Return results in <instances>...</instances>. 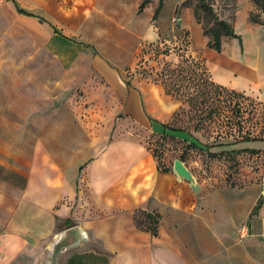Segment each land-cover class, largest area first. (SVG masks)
<instances>
[{"label": "crops", "instance_id": "0c3cea01", "mask_svg": "<svg viewBox=\"0 0 264 264\" xmlns=\"http://www.w3.org/2000/svg\"><path fill=\"white\" fill-rule=\"evenodd\" d=\"M31 13L24 15L60 34ZM213 64L216 81L242 85L218 76ZM98 67L109 98L96 101L99 110L112 117L126 101L133 120L165 131L179 103L163 86L143 80L132 89L107 61ZM38 105L18 127L42 126ZM124 124L115 116L105 124L71 120L67 132L48 135L59 147L47 146L43 130L0 135V264H264V178L214 183L185 163L193 184L159 169L144 141L124 135ZM138 210L159 215L158 235L137 226ZM68 235L75 241L61 245Z\"/></svg>", "mask_w": 264, "mask_h": 264}, {"label": "rangeland", "instance_id": "374dc122", "mask_svg": "<svg viewBox=\"0 0 264 264\" xmlns=\"http://www.w3.org/2000/svg\"><path fill=\"white\" fill-rule=\"evenodd\" d=\"M143 1L17 0L22 8L51 21L64 37L54 35L53 29L37 18L19 13L12 0H0V108L3 105L7 108L0 110V135H35L43 130L45 137L60 136L70 129L71 120L77 124L86 118L94 124H105L115 116L124 119V135L144 141L159 157L162 167L173 168L174 160L183 157L189 167L214 183L262 181L263 140L239 144V147L260 148L256 153H221L230 148L214 146L211 151L217 154L210 156L207 151L192 149L181 139L154 133L144 122L133 120L135 115L127 110L126 101L117 104L112 117L111 110H99L95 106L96 101H109L101 87L106 82L99 73V62L107 61L116 68L133 89V82L143 80L161 86L165 81L170 82L169 75L160 74L164 64L178 65L184 56L191 54L203 58L206 64L214 84L209 88L214 104H238L245 110L246 118H251V109L261 108L252 122L247 123L243 134L249 128L253 134H264V12L261 7L254 0H207L219 17L228 20L242 37V40L223 37L220 54L224 56L215 58L211 57L214 49L208 46L210 37L205 34L211 27L210 20L200 9L199 0H146V6L139 12ZM160 1L163 6L159 17L153 20ZM196 11L202 16L200 21ZM251 17L260 22L251 21ZM154 32L158 36L156 40H153ZM211 64H216L218 76H230L233 83L242 85L226 86L216 81ZM176 79L177 82L180 78ZM181 81L185 87L187 81ZM216 85L225 87L217 96ZM188 87L193 88V84ZM189 91L196 94V89ZM168 95L179 103L169 124L185 128L209 144L235 140L234 135L220 133L221 120L200 122L187 96L175 92ZM37 102L42 126L18 127L26 118H32L31 114H36L32 109ZM23 105L29 111L22 110ZM227 115L232 116V112ZM257 121L255 126L251 124ZM47 140L49 147L61 145L49 136Z\"/></svg>", "mask_w": 264, "mask_h": 264}, {"label": "trees", "instance_id": "16d2710c", "mask_svg": "<svg viewBox=\"0 0 264 264\" xmlns=\"http://www.w3.org/2000/svg\"><path fill=\"white\" fill-rule=\"evenodd\" d=\"M257 5L261 7V10L264 12V0H254ZM17 10L20 13L34 16L33 13L28 12L22 9L16 0H13ZM146 6V0L141 2L139 6V12H142L143 8ZM163 6V2L160 1L158 7L156 8L153 20H157L159 17L160 10ZM200 9L205 11V14L209 20L211 27L205 30V34L209 35L210 40L208 42V46L211 49H214L217 52H221L223 49V37H231V38H239L242 40L240 34H238L235 30V27L226 19L219 17V15L215 12L213 6L207 0H199ZM195 16L198 21L202 19V16L195 12ZM43 20V18H41ZM251 21L260 22L257 19L251 17ZM152 46V45H151ZM158 47V46H157ZM161 75H169L167 78L169 81L163 82V87L167 94H173L175 92L177 95L187 96V101L191 109H195L196 113L199 115V121L204 122V120L215 121L216 118L220 122V128L223 129L220 133L234 135L235 140H231L228 142H213L209 144V142H204L198 136H195L192 132L187 131L185 128L175 127L169 123L165 124V131L160 133L162 136H171L176 139H181L192 149H201L208 152L210 156H216L217 152L211 151L214 146L226 147L230 149H224L221 153L229 151L230 153H238L240 151L244 152H253L256 153L260 151V148H235V146L241 142L253 141V140H263L264 134L258 132L257 134H253L252 129H248L244 134L243 130L245 129L247 123L252 122L257 114L256 112H260L261 108L255 107L249 111L251 113L248 118L244 115V109L240 105L229 104L228 106H222L218 104H214L212 101L211 90H209L211 85H214L210 80V74L206 67L203 58H199L193 56L191 54L184 56L181 62L178 65H172L171 63H165L163 69L160 73ZM176 78H180L179 81H175ZM177 80V79H176ZM187 81V85H192V87H188L187 85L184 87L182 81ZM196 80V81H194ZM183 88V90H181ZM186 89H196V94H193L189 90ZM217 94H221L225 87L222 85H216ZM231 111L232 116L227 115V112ZM257 122L251 123L255 126ZM198 125V124H197ZM198 129V126H195ZM151 150V149H150ZM152 151V150H151ZM153 155L158 161L159 169L163 172H168L172 169L170 165L161 166L159 161V157L152 151ZM182 161L185 162L183 157H180ZM187 164V163H186ZM192 169V168H191ZM259 206H257L258 209ZM135 222L137 226L142 230L151 231L154 235H158V224H159V215L153 214L151 212H146L144 210H138L135 213Z\"/></svg>", "mask_w": 264, "mask_h": 264}, {"label": "water", "instance_id": "95a60500", "mask_svg": "<svg viewBox=\"0 0 264 264\" xmlns=\"http://www.w3.org/2000/svg\"><path fill=\"white\" fill-rule=\"evenodd\" d=\"M173 170L174 172L181 178H184L186 180H188L189 182L195 184L196 183V178L193 175V173L191 172V170L187 167V165L185 164L184 161H182L181 159H175L174 160V164H173ZM263 196H264V186H263ZM75 238H71L70 235L63 237L62 239H60L59 243L61 245H63L64 243H71ZM73 240V241H72Z\"/></svg>", "mask_w": 264, "mask_h": 264}]
</instances>
